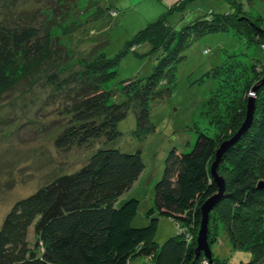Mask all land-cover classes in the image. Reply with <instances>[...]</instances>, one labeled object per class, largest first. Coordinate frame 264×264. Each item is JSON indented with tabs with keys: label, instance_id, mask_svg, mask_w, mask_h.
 Listing matches in <instances>:
<instances>
[{
	"label": "trees",
	"instance_id": "16d2710c",
	"mask_svg": "<svg viewBox=\"0 0 264 264\" xmlns=\"http://www.w3.org/2000/svg\"><path fill=\"white\" fill-rule=\"evenodd\" d=\"M0 1V95L12 87L24 68L26 72L28 66L48 62L46 65L55 66L44 74V82L51 88L50 97L64 103L70 115L56 146L70 150L74 146L93 147L98 142L112 145L101 144L81 169L59 175L12 207L0 227V264H130L140 257H147L154 264H203V261L230 264L229 259L215 255L209 259L205 252L199 255L197 251L202 206L219 192L211 164L224 139L201 134L190 153L176 148L169 152L163 177L155 186L154 204L147 214L149 223L142 227L132 224L139 200L124 198L144 171L142 152H125L115 144L122 136L119 125L130 109H134L137 119L135 136L142 138L155 131L151 100L165 98L171 90L170 87L160 90L161 83L165 79L167 84H173V69L195 39L234 29L230 23L238 18L234 11L210 10L193 23L175 29L169 23L170 14L184 11L190 1L178 0L160 18L137 31L115 57H109L106 52L109 41L99 38L89 53L71 58V51H67L66 45L61 46L50 27L44 30L40 19L50 16L47 7L56 14L78 0H35L44 2L46 8L31 6L34 0ZM89 2L95 5L96 0ZM112 11L118 14L112 5L100 9L109 16ZM243 17L249 19L248 25L242 23L246 28L244 33L258 27L257 22ZM142 43L151 45L150 52L162 49V58L152 74L147 78L122 80V88L118 90L108 89L107 83L118 75L122 57L130 51L137 53L135 47ZM262 51L264 55V47ZM259 66L254 75H249L252 84L240 93L245 97L239 96L238 116L244 121L249 102L247 93L258 87L252 125L221 156L217 168L232 172L215 207L227 212L223 215L227 238L236 251L252 254L250 260L240 264H264V188H260V182H264V71L261 69L264 63ZM119 92L124 99L116 102ZM242 125L235 129L239 131ZM163 217L182 225L175 236L158 243L152 238ZM185 224L187 231L181 228ZM209 242L213 247L214 237Z\"/></svg>",
	"mask_w": 264,
	"mask_h": 264
},
{
	"label": "rangeland",
	"instance_id": "374dc122",
	"mask_svg": "<svg viewBox=\"0 0 264 264\" xmlns=\"http://www.w3.org/2000/svg\"><path fill=\"white\" fill-rule=\"evenodd\" d=\"M78 1V4H67L68 9L56 12L57 15L46 8L44 2H30L31 6H43L50 11V16L40 19L42 26L44 30L50 27L51 33L59 37L61 46L66 45L67 51H71V58L89 53L99 38L109 41L106 52L109 57H115L137 31L160 18L178 0H96L95 5L89 0ZM237 1L240 3L236 5L228 0H190L184 11L170 14L169 23L175 29L193 23L210 10L216 13L234 11L238 18L230 21L234 29L207 33L184 50L182 54L185 57L173 69V84H167L165 79L161 83L160 90L170 87V92L165 98L151 100L154 132L142 138L135 136L137 119L134 109L129 110L119 125L122 136L115 147L131 153L140 150L145 164L134 187L124 195L125 199L135 197L140 202L138 213L132 221L135 227L147 226L149 223L147 214L154 204L155 186L163 177L169 152L176 148L190 153L201 134L224 139L226 143L239 132L235 127L245 123V120H241L242 116H238V105L241 103L239 96L245 97L240 93L252 84L249 75H254L255 70H259V64L264 63V0ZM107 4L112 5L118 14L113 11L111 16L102 14L100 9ZM23 6L26 5L21 4ZM242 13L257 22L258 27L244 33L246 28L242 23L248 25L249 19H244ZM135 48L137 53L130 51L122 57L117 68L118 75L107 83L108 89L122 88V80L147 78L162 58V49L150 52L149 43H142ZM46 64L48 62L32 68L28 66L26 72L24 68L12 87L0 95V227L7 213L20 199L36 192L59 175L81 169L89 155L101 144L104 147L112 146L101 142L93 147L74 146L70 150L56 146V139L70 115L66 113L64 103H60L56 97H50L51 88L44 82V74L52 65ZM261 69L264 71V66ZM255 92L247 94L249 100L255 98L256 103ZM123 99L119 92L114 101L121 102ZM239 139L224 153L235 146ZM216 160L217 157L211 166ZM218 170L217 175L226 183L229 173L230 177L232 175L231 169L227 173ZM222 196L210 211L213 213L209 216L208 241L214 237L216 242H213V247L209 245L210 250L212 256L229 259L230 264H240L241 261L250 260L252 254L232 248L223 220L227 212L215 208ZM124 202H120L119 206ZM181 225L169 217L160 218L152 240L158 243L167 241L176 235ZM238 227L236 225L237 232ZM181 228L183 231L189 230L187 224ZM200 229L201 226L197 237ZM31 231L30 240L33 242V227ZM130 264L154 263L147 257H140ZM203 264L211 263L203 261Z\"/></svg>",
	"mask_w": 264,
	"mask_h": 264
},
{
	"label": "water",
	"instance_id": "95a60500",
	"mask_svg": "<svg viewBox=\"0 0 264 264\" xmlns=\"http://www.w3.org/2000/svg\"><path fill=\"white\" fill-rule=\"evenodd\" d=\"M257 90V87L253 89L255 92ZM255 98H251L249 100L248 104V111H247V117L245 119V123L242 125L241 129L237 133V135L231 139L228 140L226 143L222 144L221 148L217 152V158L216 162L212 166V175L215 178L218 187H219V192L212 196L207 202L202 206V223H201V229L198 237V247L197 251L198 254L205 252L206 256L210 259L212 257V252L210 250V243L208 241V223H209V214L210 211L213 209L214 205L217 203L219 197L223 195L224 191L226 190V183L223 178L219 177L217 175V167L219 166V161L221 156L224 153V150L226 151L230 145L234 144L237 139L240 138L241 135H243L246 130L251 126L254 118V111H255ZM260 188H264V182H260Z\"/></svg>",
	"mask_w": 264,
	"mask_h": 264
},
{
	"label": "bare ground",
	"instance_id": "6f19581e",
	"mask_svg": "<svg viewBox=\"0 0 264 264\" xmlns=\"http://www.w3.org/2000/svg\"><path fill=\"white\" fill-rule=\"evenodd\" d=\"M252 125V124H251Z\"/></svg>",
	"mask_w": 264,
	"mask_h": 264
}]
</instances>
